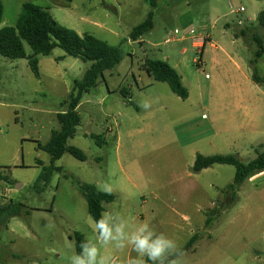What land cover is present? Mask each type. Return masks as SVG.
I'll return each instance as SVG.
<instances>
[{
  "label": "rangeland",
  "instance_id": "rangeland-1",
  "mask_svg": "<svg viewBox=\"0 0 264 264\" xmlns=\"http://www.w3.org/2000/svg\"><path fill=\"white\" fill-rule=\"evenodd\" d=\"M26 2L80 35L120 46L124 59L81 97V124L68 145L87 160L64 154L46 187L37 180L51 157L38 143L60 129L57 115L68 110L75 81L91 64L58 48L37 57V78L28 58L0 55V172L12 181L0 182V209L11 201L25 206L0 225V264H70L75 234L94 237L80 187L105 182L115 195L105 211H119L130 226L149 223L178 250L197 237L181 264H264V173L233 195V166L192 172L198 154L235 155L248 164L264 152V84L252 81L254 68L264 77V54L256 56L264 47V0H156L155 8L151 0H4L0 30L16 26ZM151 11L153 30L132 41ZM25 50L33 55L27 44ZM147 59L175 68L189 98L156 82L143 68ZM145 100L147 111L139 106ZM237 101L249 114H231ZM232 121L258 130L230 134ZM102 254L119 261L136 255L111 245Z\"/></svg>",
  "mask_w": 264,
  "mask_h": 264
},
{
  "label": "trees",
  "instance_id": "trees-1",
  "mask_svg": "<svg viewBox=\"0 0 264 264\" xmlns=\"http://www.w3.org/2000/svg\"><path fill=\"white\" fill-rule=\"evenodd\" d=\"M68 1L73 2V0ZM151 5L155 8L156 0H151ZM4 11V0H0V25L3 22ZM154 19L155 12L151 11L145 21L133 28L129 35L130 39L136 42L149 34L154 28ZM258 22L264 29V11L259 14ZM258 42L261 43L260 40ZM25 44L31 48L33 55L28 57ZM58 48L63 50L67 56L80 59L91 65L83 79L75 81L68 110L57 115L60 129L52 132L51 138L46 144L38 143L37 148L48 153L51 157V165L43 170L37 180V183L42 182L46 187L54 171L62 170L57 168L55 164L64 154L69 153L82 162L87 160L84 152L68 145L69 140L75 136L77 128L81 124L78 112L81 97L84 93L95 89L99 81L104 80V74L114 70L124 59V52L120 46L109 45L91 34L80 35L76 31L59 24L47 9L30 2L22 5L15 27H5L0 30V55L12 60L28 58L31 70L37 78L40 77L37 57L40 55L49 56ZM262 54H264V47L260 46L256 56L261 57ZM143 68L156 82L168 84L171 91L182 100L189 98V91L183 84L182 76L168 63L147 59ZM253 71L252 81L257 85L264 84V77L259 76L255 68ZM135 108L138 109L136 106ZM215 165H230L236 169L234 182L227 188L229 193L236 195L246 180L264 173V152L258 153L257 157L248 164L242 163L235 155L204 156L198 154L192 172L200 174ZM0 182L11 183L12 181L7 175L0 172ZM80 189L86 199L88 212L94 221L98 220L101 214L105 212L104 204L115 201L114 194L98 191L94 185H84ZM24 208L22 203H14L13 201L1 208L0 225L7 223L12 218L21 216ZM25 213H29V211ZM74 238L76 252L79 253L80 244L86 239L81 233H76ZM196 240V236L192 237L179 252L182 254L190 250Z\"/></svg>",
  "mask_w": 264,
  "mask_h": 264
},
{
  "label": "clouds",
  "instance_id": "clouds-1",
  "mask_svg": "<svg viewBox=\"0 0 264 264\" xmlns=\"http://www.w3.org/2000/svg\"><path fill=\"white\" fill-rule=\"evenodd\" d=\"M139 106L147 111L152 105L145 100ZM97 189L105 194L113 191L106 182L98 184ZM91 227L94 237L81 242L80 252L70 257V264H181L176 242L149 223L130 226L119 211H105ZM109 245L120 251L130 248L136 255L125 261L105 256L102 249Z\"/></svg>",
  "mask_w": 264,
  "mask_h": 264
},
{
  "label": "crops",
  "instance_id": "crops-1",
  "mask_svg": "<svg viewBox=\"0 0 264 264\" xmlns=\"http://www.w3.org/2000/svg\"><path fill=\"white\" fill-rule=\"evenodd\" d=\"M235 65H236L237 69H240L241 71L243 70V67L241 65H239V64H235ZM230 109H231V114H243V115L249 114V107L247 106L246 103H243V101L233 102L230 106ZM216 124H217V120L214 122V125L212 126L213 127V133L215 136H218L222 132H220L219 130H216V128H217ZM230 124L232 125V126L230 125L231 128H229L230 134L240 133V132H244L246 130L251 131V132H255L258 130L254 124H252L251 126L244 125L243 127L242 126H236V123H234L233 121ZM233 125H235V126H233Z\"/></svg>",
  "mask_w": 264,
  "mask_h": 264
},
{
  "label": "built area",
  "instance_id": "built-area-1",
  "mask_svg": "<svg viewBox=\"0 0 264 264\" xmlns=\"http://www.w3.org/2000/svg\"><path fill=\"white\" fill-rule=\"evenodd\" d=\"M172 42H174V40H172V39H167L164 43L166 44V45H168V44H171ZM210 75L209 74H206V77H209Z\"/></svg>",
  "mask_w": 264,
  "mask_h": 264
}]
</instances>
